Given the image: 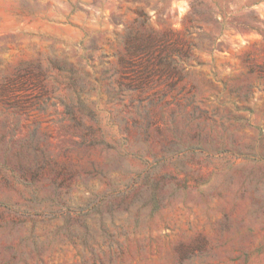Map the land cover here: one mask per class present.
Masks as SVG:
<instances>
[{
	"label": "rangeland",
	"instance_id": "rangeland-1",
	"mask_svg": "<svg viewBox=\"0 0 264 264\" xmlns=\"http://www.w3.org/2000/svg\"><path fill=\"white\" fill-rule=\"evenodd\" d=\"M0 264H264V0H0Z\"/></svg>",
	"mask_w": 264,
	"mask_h": 264
}]
</instances>
